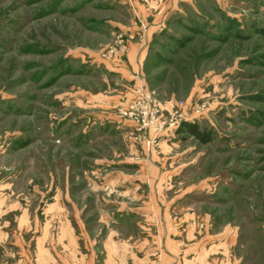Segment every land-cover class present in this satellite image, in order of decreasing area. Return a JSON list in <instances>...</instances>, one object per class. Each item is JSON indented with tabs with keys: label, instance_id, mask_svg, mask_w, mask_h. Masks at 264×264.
<instances>
[{
	"label": "rangeland",
	"instance_id": "1",
	"mask_svg": "<svg viewBox=\"0 0 264 264\" xmlns=\"http://www.w3.org/2000/svg\"><path fill=\"white\" fill-rule=\"evenodd\" d=\"M142 101L182 122L139 131L122 111ZM7 194L71 195L89 243L104 199L166 212L134 232L181 259L264 264V0H0Z\"/></svg>",
	"mask_w": 264,
	"mask_h": 264
},
{
	"label": "crops",
	"instance_id": "2",
	"mask_svg": "<svg viewBox=\"0 0 264 264\" xmlns=\"http://www.w3.org/2000/svg\"><path fill=\"white\" fill-rule=\"evenodd\" d=\"M141 14L147 15L144 11ZM156 26L159 28V25ZM41 198L46 204L34 211L26 204H19L24 202L23 196H0V264H9L11 260V264H215L214 260H186L185 256L181 259L163 251L162 246L167 248V243L163 244L152 237L136 238V226L137 229L145 228L147 231L167 230L170 223L166 212L158 209H149V212L130 209L126 204H106L102 199V207L97 205V212L102 213V217L96 219L98 240L93 244L85 240L88 235L87 227L84 228L86 232L83 229L85 218L80 223L76 221L82 225L79 234L74 227L71 195H43ZM80 198H88V195H81ZM8 202L16 203L8 206ZM14 213L17 216L12 230L8 216ZM144 218V221L136 224ZM100 230L104 231L102 234L106 238L103 239Z\"/></svg>",
	"mask_w": 264,
	"mask_h": 264
},
{
	"label": "built area",
	"instance_id": "3",
	"mask_svg": "<svg viewBox=\"0 0 264 264\" xmlns=\"http://www.w3.org/2000/svg\"><path fill=\"white\" fill-rule=\"evenodd\" d=\"M122 114L128 117V119L130 118L139 123V131L147 130L148 128L162 130L167 126H179L180 122H182V119L179 120L182 118L179 113H174L167 119L163 116L157 104H144L143 101L129 108H124Z\"/></svg>",
	"mask_w": 264,
	"mask_h": 264
},
{
	"label": "trees",
	"instance_id": "4",
	"mask_svg": "<svg viewBox=\"0 0 264 264\" xmlns=\"http://www.w3.org/2000/svg\"><path fill=\"white\" fill-rule=\"evenodd\" d=\"M185 130L186 132H188L191 136H193L194 138L202 141L203 143H208L210 140V137L208 135H205L204 133H202L200 131V128L198 125L196 124H190V123H183L182 124V130ZM208 136V137H206Z\"/></svg>",
	"mask_w": 264,
	"mask_h": 264
}]
</instances>
